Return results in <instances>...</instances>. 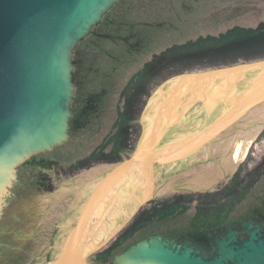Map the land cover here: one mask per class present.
I'll return each mask as SVG.
<instances>
[{"label":"rangeland","instance_id":"obj_1","mask_svg":"<svg viewBox=\"0 0 264 264\" xmlns=\"http://www.w3.org/2000/svg\"><path fill=\"white\" fill-rule=\"evenodd\" d=\"M114 11L119 19L115 23H162L149 30L155 35L146 41L144 52L126 55L124 79L153 59L158 68L141 82L126 118L120 103L68 142L17 167V181L0 217V264H49L57 259L92 182L132 155L142 109L160 83L236 56L240 58L233 64L264 59L242 57L264 49V0H120ZM257 114L249 113L204 145L212 146L207 157L199 158L200 149L192 154L195 147L174 150L192 155L156 167L154 199L87 264H115L116 255L151 235L178 237L240 217L264 191V118ZM226 141L228 148L222 146Z\"/></svg>","mask_w":264,"mask_h":264},{"label":"water","instance_id":"obj_2","mask_svg":"<svg viewBox=\"0 0 264 264\" xmlns=\"http://www.w3.org/2000/svg\"><path fill=\"white\" fill-rule=\"evenodd\" d=\"M117 0H0V217L6 198L17 181V167L31 156L51 151L68 139L74 95L71 54L102 21ZM264 59L194 72L193 79L211 73L263 67ZM187 107L193 99L186 94ZM264 103V80L235 93L195 131L181 137L168 134L185 117H178L144 141L145 127L130 157L113 165L89 187L54 262L86 264L104 248L133 217L114 228L94 247L86 249L84 227L98 200L146 170L180 161L241 121ZM196 149L188 156L174 150ZM143 204V203H141ZM140 204V205H141ZM139 205V206H140ZM248 235L239 240L231 230L216 240L215 254L207 257L187 243L178 245L160 235H151L115 256V264H264V233L248 224Z\"/></svg>","mask_w":264,"mask_h":264},{"label":"flooded vegetation","instance_id":"obj_3","mask_svg":"<svg viewBox=\"0 0 264 264\" xmlns=\"http://www.w3.org/2000/svg\"><path fill=\"white\" fill-rule=\"evenodd\" d=\"M119 1L117 0L104 14L100 24L94 26L72 50L74 95L70 104L71 116L66 142L71 135L83 132L86 127L109 115L120 103H123L120 111L124 112L126 118L127 107L133 102L141 82L158 68L152 64L155 62L153 59L146 62L127 81L121 75L126 55L132 54L133 51L144 52L147 47L146 41L149 39L153 41L155 35L150 31L156 30L162 23L156 20L115 23L116 20L119 21L116 17L118 10L113 13L111 10ZM123 133L124 131L121 138L124 136ZM248 224H252V229L260 228L264 233V191L257 195L252 206H249L240 217L178 237L163 235L162 237L178 245L187 243L209 257L215 254L216 240L231 230L236 232L239 240H243L249 232Z\"/></svg>","mask_w":264,"mask_h":264},{"label":"bare ground","instance_id":"obj_4","mask_svg":"<svg viewBox=\"0 0 264 264\" xmlns=\"http://www.w3.org/2000/svg\"><path fill=\"white\" fill-rule=\"evenodd\" d=\"M224 66L229 65L216 66L212 68ZM194 72L196 71H185L168 77L160 83L155 91L150 95L140 115L141 120L142 114L147 107L143 118L145 127V142L149 141L153 135L160 132L162 128L171 123V121L178 117H182L185 113L186 115L183 117L182 122L176 128L170 130L172 132H169L168 134L181 137L192 133L206 119H208L210 115L216 113L220 107L226 105L235 93L249 85H253L254 83H259V81L264 80V66L250 69L238 67V69L211 73L209 75H203L195 78L187 84V76ZM186 94H189V97L193 99L189 107H187ZM249 113H258L257 116L255 115L257 118H264V103L255 107V109ZM141 132L142 123L139 137ZM229 144L230 143L226 141L222 146L228 148ZM211 148L212 146L208 145L200 149L198 154L199 158L207 157V153ZM236 148H238V146ZM217 149L218 146L213 148V151L216 152ZM234 155H236V153ZM155 185L156 177L154 170L149 169L133 177L130 181L126 182L113 192L102 196L93 206L88 217V222L84 227L86 249L94 247L114 228L124 223L137 208L138 209L134 215L142 206L154 199ZM52 264L68 263L64 259H61ZM69 264H75V262L72 261Z\"/></svg>","mask_w":264,"mask_h":264},{"label":"trees","instance_id":"obj_5","mask_svg":"<svg viewBox=\"0 0 264 264\" xmlns=\"http://www.w3.org/2000/svg\"><path fill=\"white\" fill-rule=\"evenodd\" d=\"M242 57L243 58H256V57L257 58H264V49H262L260 51H257L256 53H253V54L250 53V55L248 54L247 56L245 55V56H242ZM238 58H240V57H237L236 56L235 58L231 59L230 61H226V62H222V63L216 64L213 67H215V66H222V65H224L226 63L227 64H231V63L235 62L236 60H238Z\"/></svg>","mask_w":264,"mask_h":264}]
</instances>
